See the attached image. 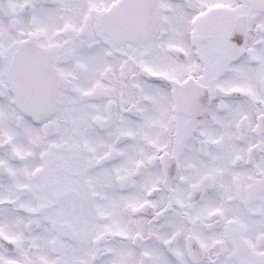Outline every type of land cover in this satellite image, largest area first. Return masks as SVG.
<instances>
[{
    "label": "snow or ice",
    "instance_id": "1",
    "mask_svg": "<svg viewBox=\"0 0 264 264\" xmlns=\"http://www.w3.org/2000/svg\"><path fill=\"white\" fill-rule=\"evenodd\" d=\"M0 264H264V0H0Z\"/></svg>",
    "mask_w": 264,
    "mask_h": 264
}]
</instances>
